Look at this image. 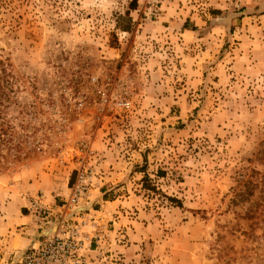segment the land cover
<instances>
[{
  "label": "rangeland",
  "instance_id": "obj_1",
  "mask_svg": "<svg viewBox=\"0 0 264 264\" xmlns=\"http://www.w3.org/2000/svg\"><path fill=\"white\" fill-rule=\"evenodd\" d=\"M0 61L5 243L27 235L22 195L59 202L99 132L121 176L90 203L128 257L264 264V0H0Z\"/></svg>",
  "mask_w": 264,
  "mask_h": 264
},
{
  "label": "built area",
  "instance_id": "obj_2",
  "mask_svg": "<svg viewBox=\"0 0 264 264\" xmlns=\"http://www.w3.org/2000/svg\"><path fill=\"white\" fill-rule=\"evenodd\" d=\"M99 92L104 98L105 91ZM115 105L121 110L131 108L126 97L117 98ZM78 142L73 156L76 158L71 160L75 178L66 197L59 202H51L42 189L22 195V206L37 230L48 228L55 219L58 223L52 233L33 243L17 264H147L138 255L127 256L128 243H125L126 231L123 228L115 230L108 227L92 206L78 209L90 203L89 192L97 184V173L90 162L97 157L90 145L91 138ZM68 163L65 165L69 166Z\"/></svg>",
  "mask_w": 264,
  "mask_h": 264
},
{
  "label": "crops",
  "instance_id": "obj_3",
  "mask_svg": "<svg viewBox=\"0 0 264 264\" xmlns=\"http://www.w3.org/2000/svg\"><path fill=\"white\" fill-rule=\"evenodd\" d=\"M90 145L95 150V153L97 156L96 158H94L93 160L90 161L91 164L94 166L96 173L98 174V175H96V178H95L97 183H105V182H109V180H112V181L115 180V182L118 181L119 177L121 176V172L118 170V168H121V166H120L121 162L118 163V162L114 161L112 163V167L109 168V171H108V168L107 169L103 168V162H105V163L108 162V164H109V156H111L112 147H106L103 144L102 138H101V133L98 132L95 134V136H93L91 138ZM101 168L104 169V172H102ZM111 170H113V171H111ZM68 179H69V177H67V181H68ZM62 193H64V192L61 191V194ZM67 195L68 194H65L62 197H66ZM57 196H58L57 194H54L53 196L51 195V196H47V197H48V200H50L51 202H58L57 198H56ZM62 197L60 198V200L62 199ZM100 199L102 200L100 195H97V193H95L94 194L95 203H98L100 201ZM89 206L90 205H88L87 207H89ZM19 211L20 212H19V215L17 216L16 220H17L18 225L28 223V226L22 227L25 230L23 232L21 231V233H27V235L22 236V234H21L22 240L20 241V243H17V240L15 241L16 243H10V241H9V243H5V240L7 242L10 238L3 236L0 232V264H17V261H15L16 254L20 250L27 247V245L30 244V242L33 239V235H34V232L36 230V227H34L35 225H33L34 223H33L32 219H31L30 215L27 214V212L23 208V206L19 209ZM19 229H21V228H19ZM132 247L133 246H130L129 249H127V250H129L131 252Z\"/></svg>",
  "mask_w": 264,
  "mask_h": 264
},
{
  "label": "trees",
  "instance_id": "obj_4",
  "mask_svg": "<svg viewBox=\"0 0 264 264\" xmlns=\"http://www.w3.org/2000/svg\"><path fill=\"white\" fill-rule=\"evenodd\" d=\"M132 2L134 3L135 1H132ZM0 63H2V62L0 61ZM0 70L5 71V69H3V68H1ZM9 81H10L9 77H8V79H5V77L4 78L0 77V106H1V101L3 98L8 99V95H7L5 90H6L7 84H9ZM0 112H1V109H0ZM0 131H1L0 133L4 135L6 130H4V129H2V127H0ZM4 140H5V142H8L9 138L8 137L4 138V136H2V138L0 139V143L4 142ZM143 167H144V165H141L140 170L144 172ZM160 173H162V172L157 170V174H160ZM146 177H147V175L143 176V182L146 181V179H147ZM171 200L176 202L178 205L180 204V201L178 199L172 198Z\"/></svg>",
  "mask_w": 264,
  "mask_h": 264
},
{
  "label": "water",
  "instance_id": "obj_5",
  "mask_svg": "<svg viewBox=\"0 0 264 264\" xmlns=\"http://www.w3.org/2000/svg\"><path fill=\"white\" fill-rule=\"evenodd\" d=\"M88 205L91 206V203H88V204L85 205V206L79 207L78 209H79V210L86 209V208H88V207H87ZM90 206H89V207H90ZM69 215H71V214H69ZM57 223H58V219H55V221H54V222H53L48 228L43 229V230H41L40 232L35 231V232H34V235H33V239H32V241L30 242V244L27 245V247H25L24 249L20 250V251L16 254L15 261H18V259L24 254V252H25L26 250H28V249L31 247V245H32L33 243L37 242V241L39 240L40 237H44V236L49 235L50 233H52V232L55 230V228H56V226H57Z\"/></svg>",
  "mask_w": 264,
  "mask_h": 264
}]
</instances>
